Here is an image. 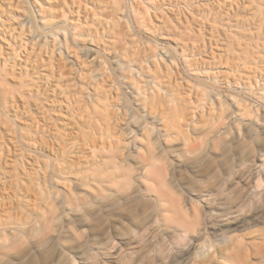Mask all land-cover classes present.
<instances>
[{"label": "rangeland", "instance_id": "obj_1", "mask_svg": "<svg viewBox=\"0 0 264 264\" xmlns=\"http://www.w3.org/2000/svg\"><path fill=\"white\" fill-rule=\"evenodd\" d=\"M0 264H264V0H0Z\"/></svg>", "mask_w": 264, "mask_h": 264}, {"label": "bare ground", "instance_id": "obj_2", "mask_svg": "<svg viewBox=\"0 0 264 264\" xmlns=\"http://www.w3.org/2000/svg\"><path fill=\"white\" fill-rule=\"evenodd\" d=\"M236 36V35H235ZM238 42V45H240L241 43L239 42V41H237ZM257 48H258V46H257ZM87 54H90L91 55V53H89V51H88V53ZM260 57H258L257 58V60H255V59H253V61H260V59H259Z\"/></svg>", "mask_w": 264, "mask_h": 264}]
</instances>
